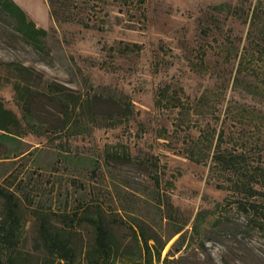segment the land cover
Here are the masks:
<instances>
[{"label": "rangeland", "instance_id": "374dc122", "mask_svg": "<svg viewBox=\"0 0 264 264\" xmlns=\"http://www.w3.org/2000/svg\"><path fill=\"white\" fill-rule=\"evenodd\" d=\"M16 2L49 35L38 50L0 12V62L33 67L85 99L84 112L61 114L34 95L30 111L42 134L0 138V184L20 198L32 264L43 259L32 209L56 215L85 263L94 228L78 220L68 227L62 216L88 207L105 213L117 244L130 253L140 226L161 242L184 227L155 264H264V225L247 218L233 191L217 186L228 184L221 171L210 173L222 131L223 151L245 149L248 161L264 163L259 30L255 55L244 47L258 0ZM223 4L237 13L212 9ZM15 80L0 64V99L22 119ZM127 106L134 114L126 120Z\"/></svg>", "mask_w": 264, "mask_h": 264}, {"label": "trees", "instance_id": "16d2710c", "mask_svg": "<svg viewBox=\"0 0 264 264\" xmlns=\"http://www.w3.org/2000/svg\"><path fill=\"white\" fill-rule=\"evenodd\" d=\"M49 2L52 7V0ZM257 4L258 6L254 9L251 17L248 45L244 46L246 54H250L252 57L256 53L253 45L257 40L258 30L260 47L264 48V37H262L264 33L262 32L264 30V0H258ZM212 9L219 13H223L225 10H228L232 15L237 13V10L231 12L232 6L228 4L213 6ZM51 11L52 17L56 18L55 11ZM0 12L13 19L17 32L24 40H28L36 49H42L45 38L49 35L48 30L37 26L15 0H0ZM130 49V45H127L124 50ZM246 54L240 60L238 76L243 72ZM0 64L14 74L16 97L24 111L23 118L19 119L15 112L5 108L0 99V138L3 141H14L17 137L25 136L29 130L38 135L42 134L34 125L35 118L30 111L34 95L57 104L61 114H68L70 110L84 112L85 99L79 93L75 91L69 93L58 88L56 83L45 81L41 73L33 67H25L16 62H0ZM162 91L167 93L169 90L164 88ZM133 114L134 110L127 106L122 116L127 120ZM118 124L120 123H100L97 126L113 127ZM224 135L225 133L222 131L212 157L213 165L210 168V173L214 175L216 171H221L228 184L223 182L217 186L227 191H233L237 196L238 207L246 214L247 218L256 225H264V163L258 162L256 165L248 161L245 149L223 151L221 142ZM194 161L200 162L195 158ZM32 214L38 225L35 250L43 254L42 261L37 264H155V260L161 261L166 245L184 230V227H180L167 241L161 242L158 235L154 237L146 235L145 229L140 226L139 232L134 231L135 252L130 253L121 249L117 244L116 236L106 220L105 213L100 209L88 207L81 214L63 215L62 220L68 227L74 226L78 220L80 223H89L94 228L95 239L86 249L83 259L85 263H83L78 261V252L73 246L70 232L58 227L53 221L56 218L55 214L38 209H32ZM26 223L20 198L10 187L3 183L0 184V264H32L33 253L23 249ZM184 240L185 236L182 234L164 259L165 263L168 262L171 252Z\"/></svg>", "mask_w": 264, "mask_h": 264}, {"label": "crops", "instance_id": "0c3cea01", "mask_svg": "<svg viewBox=\"0 0 264 264\" xmlns=\"http://www.w3.org/2000/svg\"><path fill=\"white\" fill-rule=\"evenodd\" d=\"M16 1V0H15Z\"/></svg>", "mask_w": 264, "mask_h": 264}]
</instances>
